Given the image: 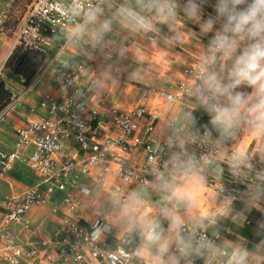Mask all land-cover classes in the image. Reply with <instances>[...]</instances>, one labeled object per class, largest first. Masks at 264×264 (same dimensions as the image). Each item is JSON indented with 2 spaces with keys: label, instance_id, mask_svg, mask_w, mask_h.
Returning <instances> with one entry per match:
<instances>
[{
  "label": "crops",
  "instance_id": "crops-1",
  "mask_svg": "<svg viewBox=\"0 0 264 264\" xmlns=\"http://www.w3.org/2000/svg\"><path fill=\"white\" fill-rule=\"evenodd\" d=\"M9 1L0 0V11ZM186 2L187 0H175L177 14L171 21L153 16L150 31L139 29L118 15L121 7L137 8L136 0H125L118 6L101 11L97 20L89 24L81 34L87 45L62 48L65 37L55 38L49 56L28 87L7 77L4 69L1 79L12 95L10 102L14 104L11 109L0 113V148L13 149L15 129L43 115L38 106L40 100L44 97H60L62 91L56 84L49 64L51 57L65 62L69 67L83 65L86 68L81 80L83 85L87 84L93 74L97 75L96 87L87 100L88 109L101 113L109 108L130 111L143 107L147 114L141 125H144L150 114L154 115L153 135L159 140L175 139L183 144L185 134L177 129L181 125L192 123L199 129L202 116L201 106L192 93L189 91L181 94L182 86L190 87L193 82L192 77L184 71L188 66L189 56L195 57L196 52L188 45L195 44L198 39L196 34H199L193 30L199 24L190 20L183 12ZM215 3L216 0H205L202 4V16L209 15L208 8H214ZM104 21H109L110 27L97 38V32ZM5 32L0 33V65L5 63L14 46L15 32L11 36ZM153 34L158 35L157 41L150 38ZM161 92L175 95V99L158 100ZM207 115L210 117L208 112ZM102 132H106L115 142L112 148L115 155L135 167L140 165L144 157L142 145H134L127 139L126 148L122 149L121 136L109 124L103 126ZM239 138L238 131L223 137V141L226 147H235L240 154L247 151L264 158V142L257 140L252 144L249 141L246 146L241 147ZM32 150V145L25 147L20 153L21 158L28 156ZM64 155L76 161L83 158V153L72 144H64L62 150L55 155L58 162ZM116 160L117 158L107 155L106 161L101 160L91 166L89 172L81 175L74 185L67 179L63 189L55 188L51 193H47L46 189L50 185L56 187V178L34 173L21 160L11 165L0 178V198L18 197L30 187H35L44 195V201L32 205L27 212L26 224H6L4 210L0 207V229L12 236L14 245L20 247L19 264H70L58 257L56 249V244L66 236L62 223L65 217L81 224H89L100 214L111 227L110 244L116 238L128 234L133 237L137 246L141 259L138 264H154L158 246L147 235L153 224L168 240L169 255L175 256L176 260L192 259L194 256L184 257L180 252L173 251V247L177 246L179 233L172 227V215L182 225H188L187 232L181 236L194 239V233L198 229L206 228L211 232L220 230L223 224L230 221L232 214L239 210L264 213V200H249L242 206H232L229 198H225L228 200V219L214 217L205 220L190 209V199L177 203L171 198V191L175 188L183 189L185 182L182 179L193 174L170 170L159 189L154 185L130 187L116 176ZM106 164L109 165V171L101 183L98 173ZM66 195L77 202L74 209L64 203ZM221 214L222 212L218 213ZM244 240V237L235 232L224 235L222 241L215 244L213 252L217 253L222 244L231 248L245 245ZM8 250L5 242L0 240V254L7 253Z\"/></svg>",
  "mask_w": 264,
  "mask_h": 264
},
{
  "label": "built area",
  "instance_id": "built-area-1",
  "mask_svg": "<svg viewBox=\"0 0 264 264\" xmlns=\"http://www.w3.org/2000/svg\"><path fill=\"white\" fill-rule=\"evenodd\" d=\"M15 1L7 2L5 9L0 12V33L4 29L6 10ZM124 1L31 0L15 32L14 46H22L48 57L55 38L63 36L65 40L62 48L83 47L87 43L81 36L85 29H81V25L89 10L97 9L101 12L107 6H118ZM213 11L215 10L212 13ZM212 15L215 16L214 13ZM150 38L157 41L158 36L151 35ZM49 64L56 84L62 91L61 95L56 99L44 97L40 100L38 106L43 115L15 129L13 149L0 148V178L15 161L21 160L34 173L41 176L51 175L57 179L56 187L50 185L46 189L47 193H51L55 188L63 189L67 179L74 185L81 175L89 172L91 166L101 160L106 161L109 155L113 159L117 158L116 176L130 187L154 185L159 189L170 170L193 174L185 167V161L195 160L200 162L195 174L201 178L206 188L213 190L221 199L229 198L231 203L245 204L250 200V189L255 187L264 190V158L247 151L239 154L237 148L226 147L217 138L209 136L208 129L197 133L189 129L188 125H181L177 129L185 134L183 144L175 139L159 140L153 135L154 115L150 114L144 125H141L147 114L143 107L130 111L109 108L101 113L88 109L87 100L96 87L97 75L93 74L87 84L83 85L81 80L86 70L83 65L69 67L54 57L50 58ZM3 67L4 64H1L0 73ZM184 72L191 74L188 69ZM191 77L194 80L196 74ZM188 92L189 86H182L181 94ZM157 99L173 101L175 95L161 92ZM13 104L14 102H10L1 112L11 109ZM106 124L121 136L122 149L126 148L127 139L134 145H142L144 157L139 166L131 165L112 152L115 142L106 132L101 133ZM64 144H72L81 151L82 160L76 161L64 155L58 162L55 155L62 150ZM29 145L33 146L32 152L21 158V151ZM108 171L109 165L106 164L98 173L101 183ZM259 200H264V197ZM43 201L44 195L35 187L25 189L18 197L0 198L5 223H28L26 214L29 209ZM63 201L70 209H74L77 204L69 195ZM230 222L246 223V212L239 210L233 213ZM62 223L66 236L56 244V249L58 257L70 264H138L141 261L132 236L125 234L110 244L111 227L100 214L89 224H81L68 217L63 218ZM187 230L188 225L183 224L178 236ZM232 234L231 228L223 224L220 230L212 232L206 228L198 229L194 233V239L206 238L216 244L222 241L224 235ZM0 240L9 249L7 253L0 254V264H19L21 251L18 245H14L12 236L0 229ZM244 241L245 245L235 247H245L251 251L258 245L247 239ZM230 249L231 247L223 244L217 253L213 252V248L205 249L201 253L202 264H228L225 252ZM173 251L179 252L177 246L173 247ZM176 264H192V259H179Z\"/></svg>",
  "mask_w": 264,
  "mask_h": 264
},
{
  "label": "clouds",
  "instance_id": "clouds-1",
  "mask_svg": "<svg viewBox=\"0 0 264 264\" xmlns=\"http://www.w3.org/2000/svg\"><path fill=\"white\" fill-rule=\"evenodd\" d=\"M204 2L187 0L183 7L184 14L199 24L202 33L214 32L198 57L196 77L189 91L210 114V122L221 137L231 135L244 122L254 136L264 137V0H216V15L202 21ZM136 4L137 8L121 7L118 15L145 31L152 29L153 16L171 21L177 14L175 0H136ZM99 15V10H89L81 29L94 23ZM217 23L219 28L215 27ZM109 27V21H104L97 38ZM242 86L252 91H238ZM199 165V161H185V167L193 174L198 171ZM248 196L256 202L264 197V190L254 187L249 190ZM171 198L177 203L190 199L188 193L180 188L171 191ZM172 227L177 233L182 230L180 220L174 215ZM147 235L158 246L154 264H176V257L169 255L168 240L155 224L149 228ZM208 248H215V244L206 238H177V249L184 257L201 254ZM225 255L228 264H264V241L254 250L233 247Z\"/></svg>",
  "mask_w": 264,
  "mask_h": 264
},
{
  "label": "rangeland",
  "instance_id": "rangeland-1",
  "mask_svg": "<svg viewBox=\"0 0 264 264\" xmlns=\"http://www.w3.org/2000/svg\"><path fill=\"white\" fill-rule=\"evenodd\" d=\"M30 1L31 0H18L10 7L9 10H6L7 13H6L5 21H4L3 31H6L5 33L8 36H11L14 32H16L20 19L23 15V12L25 11L26 7L29 5ZM107 8L109 7L107 6L103 10ZM208 9H210L208 10L209 15H207L206 17L202 16V20H206L209 16H213L212 10L214 8L209 7ZM219 26L220 25L217 24L215 27L219 28ZM193 30L198 32L199 34H196L198 35V39L196 40V43L193 45H188L191 50L193 49L194 51H196L195 57L189 56L188 66L186 68L189 71H191V74H189L191 76L196 74L198 57L206 49L209 40L212 38L214 34V32L207 33V34L202 33L200 31V26H195ZM4 69H5V63L0 73V79H1V74L4 71ZM237 90L243 91V92L252 91L251 88H248L246 86H242L238 88ZM238 129L240 132V138L238 139V142H241L242 144L241 147L246 146L249 143V141H251L250 143L252 144L256 142L257 140L264 142V137H257L252 134V131L246 122L241 123ZM238 153L240 154L239 150H238ZM198 177L195 174H193L191 177H184L182 179V181L185 182L183 190H185L190 197V201H191L190 209L196 215L200 214L201 217H204L203 219L205 220H211L214 217L224 218L225 220H227L229 217V214H227L228 200L221 199L218 196H216V193H213L214 192L213 190L206 188L203 185L202 181H200L201 178L200 177L198 178ZM221 212L222 214L218 215V213H221Z\"/></svg>",
  "mask_w": 264,
  "mask_h": 264
},
{
  "label": "trees",
  "instance_id": "trees-1",
  "mask_svg": "<svg viewBox=\"0 0 264 264\" xmlns=\"http://www.w3.org/2000/svg\"><path fill=\"white\" fill-rule=\"evenodd\" d=\"M16 0L15 2H17ZM216 15L215 11H213ZM46 56L36 51L24 48L22 46H14L5 61V70L7 77L11 78L16 82H20L23 86L28 87L35 76L41 69ZM12 98L11 93L6 89L4 82L0 79V112L10 103ZM202 116L200 122V128L197 129L195 125L189 124V129L199 133L205 129L209 130V136L217 138L223 145V137L217 132L210 122V117L207 112L201 107ZM239 129H235L232 133L236 134ZM239 206L244 205L242 202H233ZM241 209V208H240ZM247 214V222L244 224H232L227 221L225 224L228 225L232 232L244 237L248 241L260 244L264 241V213L257 211H250ZM203 256L201 254H194L192 258V264H202Z\"/></svg>",
  "mask_w": 264,
  "mask_h": 264
}]
</instances>
